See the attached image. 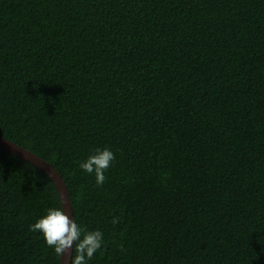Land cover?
Instances as JSON below:
<instances>
[{"label":"trees","instance_id":"obj_1","mask_svg":"<svg viewBox=\"0 0 264 264\" xmlns=\"http://www.w3.org/2000/svg\"><path fill=\"white\" fill-rule=\"evenodd\" d=\"M0 135L101 233L86 264H264V0H0ZM49 208L0 148V264H60L29 231Z\"/></svg>","mask_w":264,"mask_h":264},{"label":"clouds","instance_id":"obj_2","mask_svg":"<svg viewBox=\"0 0 264 264\" xmlns=\"http://www.w3.org/2000/svg\"><path fill=\"white\" fill-rule=\"evenodd\" d=\"M113 160L114 153L105 147L96 149L78 166L83 172L94 173L95 183L101 185L105 180L104 172ZM29 231L39 232L58 257H63L70 249L74 250L71 264H86L87 259L101 247V233L82 230L65 209L49 208L45 215L29 224Z\"/></svg>","mask_w":264,"mask_h":264},{"label":"water","instance_id":"obj_3","mask_svg":"<svg viewBox=\"0 0 264 264\" xmlns=\"http://www.w3.org/2000/svg\"><path fill=\"white\" fill-rule=\"evenodd\" d=\"M0 148H3L4 150H7L25 159L26 161L36 165L41 170H43L51 178L58 190L61 199L62 210L65 209L74 220L71 199L68 193L67 185L61 174L51 164H49L46 160L30 151L29 149H26L1 135ZM72 254L73 250L70 249L66 251L63 257H60V264H71Z\"/></svg>","mask_w":264,"mask_h":264}]
</instances>
